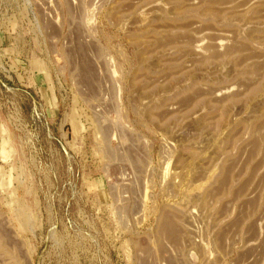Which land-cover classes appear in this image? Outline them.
<instances>
[{"label": "rangeland", "instance_id": "1", "mask_svg": "<svg viewBox=\"0 0 264 264\" xmlns=\"http://www.w3.org/2000/svg\"><path fill=\"white\" fill-rule=\"evenodd\" d=\"M0 264H264V0H0Z\"/></svg>", "mask_w": 264, "mask_h": 264}, {"label": "crops", "instance_id": "2", "mask_svg": "<svg viewBox=\"0 0 264 264\" xmlns=\"http://www.w3.org/2000/svg\"><path fill=\"white\" fill-rule=\"evenodd\" d=\"M121 189H122V192L120 191V193H119L117 191V192H115V194L112 192V189H109V194L107 193V195H110L111 194L110 195L112 197L111 200L114 201V202H115V200H117V198H121V201H122L124 199V197L126 196V195H124L126 193V188L123 186ZM109 206H111V203H109Z\"/></svg>", "mask_w": 264, "mask_h": 264}]
</instances>
